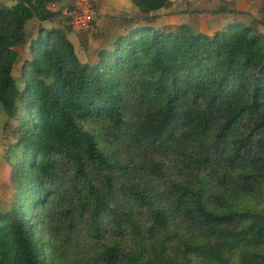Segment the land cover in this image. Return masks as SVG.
<instances>
[{
    "label": "trees",
    "instance_id": "trees-1",
    "mask_svg": "<svg viewBox=\"0 0 264 264\" xmlns=\"http://www.w3.org/2000/svg\"><path fill=\"white\" fill-rule=\"evenodd\" d=\"M13 1L0 264H264V31L155 26L169 0H130L141 17L84 63L44 26L74 5Z\"/></svg>",
    "mask_w": 264,
    "mask_h": 264
},
{
    "label": "rangeland",
    "instance_id": "rangeland-1",
    "mask_svg": "<svg viewBox=\"0 0 264 264\" xmlns=\"http://www.w3.org/2000/svg\"><path fill=\"white\" fill-rule=\"evenodd\" d=\"M6 1L8 0L3 2ZM68 2L76 7H78L79 2L91 7L95 18L90 28L86 31L76 32L69 26V19L66 17L54 23H45L44 26L63 27L73 42L79 58L84 63L94 60L95 51L109 44L112 30L117 33L122 32L130 25L129 17H141L130 0H68ZM13 4L14 1L10 0L7 6ZM60 7H62L61 3L53 5V9L56 10ZM262 8H264V0H169V5L156 13L157 18L154 25L162 27L167 23L187 24L196 33L213 34L232 21H243L264 31L263 25L258 21L261 17ZM220 9L223 10L218 11ZM115 11L117 14L114 15ZM33 25L38 27L40 24L34 20L30 23V27ZM25 51H22L21 57L17 61L15 68V75L17 76L20 75L25 56H28L26 54L28 49ZM11 129L12 120L9 121L8 116L0 106V198L6 203H10L8 202L10 201L8 200L10 184L8 181L9 167H7L5 155L9 142L7 136L11 133Z\"/></svg>",
    "mask_w": 264,
    "mask_h": 264
},
{
    "label": "built area",
    "instance_id": "built-area-1",
    "mask_svg": "<svg viewBox=\"0 0 264 264\" xmlns=\"http://www.w3.org/2000/svg\"><path fill=\"white\" fill-rule=\"evenodd\" d=\"M79 3L78 7L75 6L74 9H63L65 17L69 19V26L76 32L88 30L95 18L93 10L89 5L83 2Z\"/></svg>",
    "mask_w": 264,
    "mask_h": 264
},
{
    "label": "crops",
    "instance_id": "crops-1",
    "mask_svg": "<svg viewBox=\"0 0 264 264\" xmlns=\"http://www.w3.org/2000/svg\"><path fill=\"white\" fill-rule=\"evenodd\" d=\"M5 0H0V2H3ZM10 0L6 1V2H3L5 5H7V3L9 2ZM127 2V1H126ZM117 12H120V11H117ZM117 14L116 11L114 13V15ZM126 29H124L122 32H124ZM122 32H119L117 33L115 30H112L110 32V38L113 39L114 37H116L117 35L121 34Z\"/></svg>",
    "mask_w": 264,
    "mask_h": 264
}]
</instances>
